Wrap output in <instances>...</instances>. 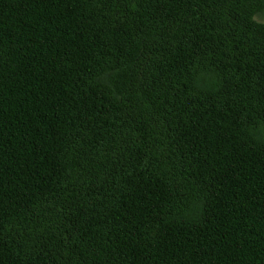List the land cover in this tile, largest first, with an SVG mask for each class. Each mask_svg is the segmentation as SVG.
<instances>
[{
    "label": "trees",
    "instance_id": "obj_1",
    "mask_svg": "<svg viewBox=\"0 0 264 264\" xmlns=\"http://www.w3.org/2000/svg\"><path fill=\"white\" fill-rule=\"evenodd\" d=\"M0 264H264V0H0Z\"/></svg>",
    "mask_w": 264,
    "mask_h": 264
}]
</instances>
